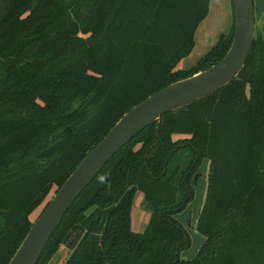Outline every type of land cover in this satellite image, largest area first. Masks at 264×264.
I'll return each instance as SVG.
<instances>
[{
	"label": "trees",
	"instance_id": "obj_1",
	"mask_svg": "<svg viewBox=\"0 0 264 264\" xmlns=\"http://www.w3.org/2000/svg\"><path fill=\"white\" fill-rule=\"evenodd\" d=\"M212 0H0V264L32 215L119 120L156 92L228 53L222 35L189 70ZM208 160L206 201L192 240L177 215ZM138 192L152 216L132 230ZM54 193V194H55ZM41 214V213H40ZM264 264V38L241 75L170 112L122 148L65 216L38 264Z\"/></svg>",
	"mask_w": 264,
	"mask_h": 264
},
{
	"label": "water",
	"instance_id": "obj_2",
	"mask_svg": "<svg viewBox=\"0 0 264 264\" xmlns=\"http://www.w3.org/2000/svg\"><path fill=\"white\" fill-rule=\"evenodd\" d=\"M234 38L226 56L207 70L156 92L126 113L53 195L8 264H38L79 196L105 165L139 133L232 83L244 70L256 37L255 0H233Z\"/></svg>",
	"mask_w": 264,
	"mask_h": 264
},
{
	"label": "rangeland",
	"instance_id": "obj_3",
	"mask_svg": "<svg viewBox=\"0 0 264 264\" xmlns=\"http://www.w3.org/2000/svg\"><path fill=\"white\" fill-rule=\"evenodd\" d=\"M255 2L258 17L256 35L264 38V0H255ZM229 11L231 12L232 16L233 8L231 0L211 1L209 16L205 20L207 22L203 21V23H208L211 25L213 31L212 39L219 40L222 34H228L230 23ZM203 23L200 25L198 33ZM198 33L196 36L195 49L189 57H187L178 65L177 70H185L186 68H189L191 64H196V62L200 60L201 56H204L205 53L202 52L208 47L207 42L205 44L204 41L205 31H201V33L199 34ZM201 39L203 42L201 41ZM209 171V161L205 160L199 169L201 177L199 178L197 184H195L194 186V199L191 201L185 211L177 215V219L185 226L192 240L191 247L188 250L184 251L182 254V257L185 260L194 259L197 256L200 248L204 244V237L197 231L196 228L206 201ZM55 190L56 188L53 189L52 193L48 197V200L52 199ZM41 210L42 208L32 215V222H35L37 220L41 213ZM151 216L152 214L150 210L145 206L144 194L138 192L133 203L132 230L137 233H144L146 228L148 227ZM69 256L70 252L65 247H62L51 259L49 264H66Z\"/></svg>",
	"mask_w": 264,
	"mask_h": 264
},
{
	"label": "crops",
	"instance_id": "obj_4",
	"mask_svg": "<svg viewBox=\"0 0 264 264\" xmlns=\"http://www.w3.org/2000/svg\"><path fill=\"white\" fill-rule=\"evenodd\" d=\"M232 2V1H231ZM255 9H256V2H255ZM209 16V15H208ZM208 18V17H207ZM256 19L258 20V17H257V12H256ZM229 21H230V23H229V29H228V31L230 32V30H231V28H232V25H233V12H232V16H231V12L229 11ZM205 22H207V21H205ZM203 26V27H202ZM201 26V28H200V31H199V33H201V31H205V37H204V41H205V44H206V42H207V45H208V47L202 52V53H205L204 54V56L215 46V44L218 42V40H215V39H212V37H213V31H212V28H211V25L210 24H208V23H203V25ZM199 30V29H198ZM228 32V33H229ZM197 33H198V31H197ZM198 33V34H199ZM222 35H226V34H222ZM221 35V36H222ZM196 36H197V34H196ZM220 36V37H221ZM219 39V38H218ZM209 40V41H208ZM201 41H202V39H201ZM214 41V42H213ZM203 42V41H202ZM212 42H213V44H212ZM203 45H204V43H203ZM205 47V46H204ZM208 48H210V49H208ZM204 56H201V58H203ZM200 58V59H201ZM198 62V61H197ZM196 62V63H197ZM195 64H191V66H189V68H186L185 70H189L190 68H192L193 66H194Z\"/></svg>",
	"mask_w": 264,
	"mask_h": 264
}]
</instances>
